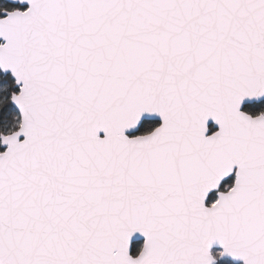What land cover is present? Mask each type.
<instances>
[{
  "label": "snow or ice",
  "instance_id": "1",
  "mask_svg": "<svg viewBox=\"0 0 264 264\" xmlns=\"http://www.w3.org/2000/svg\"><path fill=\"white\" fill-rule=\"evenodd\" d=\"M18 2L0 264H264V0Z\"/></svg>",
  "mask_w": 264,
  "mask_h": 264
},
{
  "label": "water",
  "instance_id": "2",
  "mask_svg": "<svg viewBox=\"0 0 264 264\" xmlns=\"http://www.w3.org/2000/svg\"><path fill=\"white\" fill-rule=\"evenodd\" d=\"M0 2H5V3L13 4V5H18L21 8L22 7H26V5L19 4L18 0H0ZM228 261H230V260H228ZM230 262H232L233 264H242V262H239V261H235V262L234 261H230Z\"/></svg>",
  "mask_w": 264,
  "mask_h": 264
},
{
  "label": "flooded vegetation",
  "instance_id": "3",
  "mask_svg": "<svg viewBox=\"0 0 264 264\" xmlns=\"http://www.w3.org/2000/svg\"><path fill=\"white\" fill-rule=\"evenodd\" d=\"M1 4H2V6L0 7V9H7V8H5V6H6V4H9V3L0 2V5H1ZM12 6H13V7H12ZM15 6H18V5L10 4V8H8V10H12L13 8H15ZM19 8H21V7L19 6ZM0 15H3V13L0 12Z\"/></svg>",
  "mask_w": 264,
  "mask_h": 264
},
{
  "label": "trees",
  "instance_id": "4",
  "mask_svg": "<svg viewBox=\"0 0 264 264\" xmlns=\"http://www.w3.org/2000/svg\"><path fill=\"white\" fill-rule=\"evenodd\" d=\"M13 7V6H12ZM19 6H15V8H18ZM5 8H10V4H6ZM261 105L260 104H257L256 105V108H259ZM229 262V261H228ZM230 263V262H229ZM232 264V263H231Z\"/></svg>",
  "mask_w": 264,
  "mask_h": 264
},
{
  "label": "rangeland",
  "instance_id": "5",
  "mask_svg": "<svg viewBox=\"0 0 264 264\" xmlns=\"http://www.w3.org/2000/svg\"><path fill=\"white\" fill-rule=\"evenodd\" d=\"M2 6V4L0 5V7ZM230 262V261H229ZM228 260L225 261V264H231L232 262L229 263ZM233 264V263H232Z\"/></svg>",
  "mask_w": 264,
  "mask_h": 264
}]
</instances>
